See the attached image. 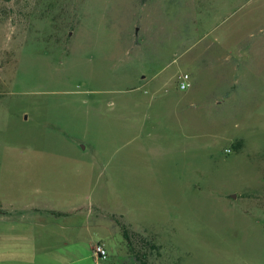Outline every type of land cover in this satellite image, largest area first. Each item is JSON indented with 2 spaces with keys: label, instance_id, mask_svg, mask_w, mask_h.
<instances>
[{
  "label": "rangeland",
  "instance_id": "rangeland-1",
  "mask_svg": "<svg viewBox=\"0 0 264 264\" xmlns=\"http://www.w3.org/2000/svg\"><path fill=\"white\" fill-rule=\"evenodd\" d=\"M0 217V264H264V0H0Z\"/></svg>",
  "mask_w": 264,
  "mask_h": 264
},
{
  "label": "built area",
  "instance_id": "built-area-1",
  "mask_svg": "<svg viewBox=\"0 0 264 264\" xmlns=\"http://www.w3.org/2000/svg\"><path fill=\"white\" fill-rule=\"evenodd\" d=\"M189 77L190 76L187 72H183L177 75L178 87L180 89H185L190 86ZM227 151H229V149H227ZM91 249L93 256L96 257L97 259H106L109 255L108 248L106 247L105 243L101 241L93 243Z\"/></svg>",
  "mask_w": 264,
  "mask_h": 264
},
{
  "label": "crops",
  "instance_id": "crops-1",
  "mask_svg": "<svg viewBox=\"0 0 264 264\" xmlns=\"http://www.w3.org/2000/svg\"><path fill=\"white\" fill-rule=\"evenodd\" d=\"M31 210L32 211H35L38 214L37 215L36 214H28V216H27L24 213H20V214H18V218H16L17 222L22 223L21 225L24 226V227H28V226H31V225H37V224L44 225V223H42V219H37V218H40L41 217L40 216L41 214H39V213L42 212L43 210L40 209V208L39 209L38 208H35V207L34 208H31ZM62 213L63 214H66L67 212H57V214H62ZM49 219H51V218H49ZM4 222H5V219H3V217H0V227L2 226V223H4ZM50 223H51V221H47V225H50ZM98 241L103 242V240H101V239H98L95 242H98ZM108 251H109V249H108ZM109 253H110V251H109Z\"/></svg>",
  "mask_w": 264,
  "mask_h": 264
},
{
  "label": "trees",
  "instance_id": "trees-1",
  "mask_svg": "<svg viewBox=\"0 0 264 264\" xmlns=\"http://www.w3.org/2000/svg\"><path fill=\"white\" fill-rule=\"evenodd\" d=\"M236 147H237V148L240 147V146H239V143H236ZM122 227L124 228V236H126V229H127V228H126L123 224H122ZM126 237H127V236H126ZM135 258L139 259V256L136 255Z\"/></svg>",
  "mask_w": 264,
  "mask_h": 264
}]
</instances>
